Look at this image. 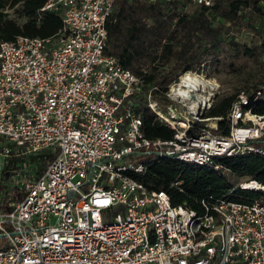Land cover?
<instances>
[{"label": "built area", "instance_id": "1", "mask_svg": "<svg viewBox=\"0 0 264 264\" xmlns=\"http://www.w3.org/2000/svg\"><path fill=\"white\" fill-rule=\"evenodd\" d=\"M116 2L47 0L41 11L62 19L57 35L0 43V156L9 166L0 175V264H264V195L225 197L199 214L130 176L162 158L223 173L217 158L264 157V144L250 143L264 138V115L244 111L241 93L230 136L214 134L219 118H202L213 101L198 99L201 81L189 71L169 85L166 104L148 91L146 105L175 131L170 141L148 138L136 110L144 81L111 53ZM151 150L154 158L138 160ZM238 187L264 193L252 180L227 196Z\"/></svg>", "mask_w": 264, "mask_h": 264}, {"label": "trees", "instance_id": "2", "mask_svg": "<svg viewBox=\"0 0 264 264\" xmlns=\"http://www.w3.org/2000/svg\"><path fill=\"white\" fill-rule=\"evenodd\" d=\"M47 0H0V43L14 41L19 36L49 38L63 27L60 15L52 11H41ZM194 4L193 0H161L155 3L147 0H117L114 11L107 22L111 53L124 68L131 70L144 81V90H152L155 99L168 102L166 93L169 85L185 72L204 71L212 63L221 62V53L229 49L231 57L254 59L264 62V42L247 44L241 42L240 20L254 16L262 24L264 35V0H214L211 6L197 5L196 13L184 8ZM247 9L242 16V10ZM14 10L17 18H11ZM224 19L220 22L219 19ZM262 86H254L244 91L213 100L212 107L202 118L217 119L218 127L213 133L230 136L232 120L230 112L237 97L242 92L250 98L244 111L264 115V99L254 101ZM143 119V130L150 139L170 141L175 131L164 124L146 105L145 101L136 107ZM205 121L197 124L205 126ZM242 125V121L239 122ZM251 125V122L245 124ZM192 134V131L190 132ZM250 143L264 144V138ZM155 152L139 154V161L154 158ZM18 158H12L13 163ZM37 163V157L30 160ZM217 162L230 174L243 181H257L264 185V157L258 154L220 157ZM5 166L2 174L7 176ZM130 176L144 184L150 191H165L173 205H184L199 214L206 212L205 204L211 206L217 200L227 197L231 201L252 202L261 198L262 191L237 188L232 195L227 194L238 184L231 182L223 173L209 167H196L184 161L162 158L159 162H148L143 174Z\"/></svg>", "mask_w": 264, "mask_h": 264}, {"label": "rangeland", "instance_id": "3", "mask_svg": "<svg viewBox=\"0 0 264 264\" xmlns=\"http://www.w3.org/2000/svg\"><path fill=\"white\" fill-rule=\"evenodd\" d=\"M184 9L191 14L198 11V7L194 4H188ZM247 12L248 10L244 9L242 10L241 15L244 16ZM10 13L11 18H17L14 10H10ZM248 19L249 18L246 17L244 22L240 20V31L239 34L236 35L237 38L241 42L249 45L263 43L264 35L261 31V22L256 16L249 21ZM219 21L223 22L224 19L220 18ZM195 73L198 75L199 80L203 82L201 92L198 94V99L202 102L210 97L213 101L217 96L222 97L231 95L237 93L238 90L245 92L254 86H262V83L264 82V62L262 60L259 61L247 58L237 59L231 57L229 49H224L222 50L221 62L219 64L212 63V65L205 68L204 71L200 70ZM147 93L148 92L144 90L142 95L144 99L146 98ZM166 103L167 102L164 101L162 102V104ZM175 105L179 112H184V109L181 106L177 104ZM249 122L250 121L244 120L242 126ZM204 123L213 125L214 122L205 121ZM3 161L4 158L0 156V175L2 173L1 167ZM223 174L229 177L234 184H238L244 180L241 177L230 174V172L226 170H223Z\"/></svg>", "mask_w": 264, "mask_h": 264}, {"label": "bare ground", "instance_id": "4", "mask_svg": "<svg viewBox=\"0 0 264 264\" xmlns=\"http://www.w3.org/2000/svg\"><path fill=\"white\" fill-rule=\"evenodd\" d=\"M200 84H201V86H203V82H201ZM205 85H206V84H205ZM204 89H205V88H204ZM179 91H180L182 94L186 95V89L181 88ZM203 100H204V99H203Z\"/></svg>", "mask_w": 264, "mask_h": 264}]
</instances>
